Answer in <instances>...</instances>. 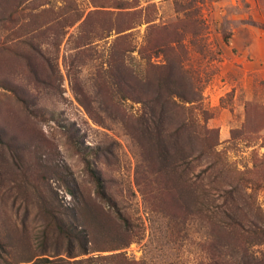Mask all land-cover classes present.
Masks as SVG:
<instances>
[{
  "label": "rangeland",
  "instance_id": "rangeland-1",
  "mask_svg": "<svg viewBox=\"0 0 264 264\" xmlns=\"http://www.w3.org/2000/svg\"><path fill=\"white\" fill-rule=\"evenodd\" d=\"M148 74L177 78L184 113L152 124ZM91 173L133 227L127 247ZM71 178L106 224L43 239V204L84 223ZM182 180L207 213L173 196ZM23 236L36 257L20 264H264V0H0V264Z\"/></svg>",
  "mask_w": 264,
  "mask_h": 264
},
{
  "label": "trees",
  "instance_id": "trees-1",
  "mask_svg": "<svg viewBox=\"0 0 264 264\" xmlns=\"http://www.w3.org/2000/svg\"><path fill=\"white\" fill-rule=\"evenodd\" d=\"M147 76L148 77H146V79H143V80L150 82L152 92L151 91H149V92L151 93V95H153L155 97V100L161 102L158 109L156 108V106L148 105V109L150 110L149 115L151 116V120L153 121L152 124H154L156 117L159 114L167 115V114H170L173 112H181V113L185 112L184 107L177 104L173 100V97L177 96L179 99H181L182 101H185L186 103L192 102V101H188L189 99H186L184 93L179 89L178 86H176L177 78H175V76L169 77L168 75H166L167 78L162 77V80H160V78H157L156 74L155 75L154 74L153 75L148 74ZM121 82L124 84V86H126V78L123 79ZM155 83H156V85H155ZM166 105H170L171 107L168 108ZM156 110H158V111H156ZM147 120L150 122L149 118H147ZM187 125L177 126L176 131H175L176 133H174V135H176L177 133H181V132L183 133L184 129H185L184 127H187ZM155 129H156L155 133L154 134L151 133L150 136L151 137L156 136V139H154V141H155L157 146L159 145L158 150L160 151V156L162 158H167L168 160L174 161L175 159H177V155H174V152L173 151L170 152L169 150L166 152H163L165 150H163L160 147V144L161 145L163 144L164 135H162V130L157 125H155ZM189 129H190V127H189ZM192 133L194 134L193 131H189V134H192ZM178 150H182V149L179 148L177 150H174L175 153L179 154ZM95 154H97V153H95ZM174 169H175V167L172 166L171 170L174 171ZM91 178H92V182L95 186L96 195L99 198V200L102 201V203H106V204L110 205V207H112L115 210L117 217L120 220V226L115 231V238L120 244L118 248L127 247L131 242H133L137 238L136 235L131 234L133 232V227L129 225L128 219L121 214V212L115 206L113 200L106 193L104 186H103V183H102V180H101V177L96 173H91ZM71 179H72L71 182H68L63 187L66 188V191L75 199V203L77 206L76 209L78 210V212L74 215L78 214V215H80V217H77V218L73 217L74 221L78 222V219L82 217V219L84 220V223H81V225H77V226L71 225L70 227H68L70 223L68 225H67V223L69 221H65L66 219L61 218V216L64 217L67 214L66 211H64L62 209V207H60L59 205H57L55 203H52L48 206V208L44 209V204H43L44 213L48 218V223L46 225V228L42 232V238L43 239L47 238V235H53L54 234L58 238L63 237L65 239H67L68 241L76 240V241L80 242L81 239L84 238L82 236V234L85 232V231L84 232L79 231L80 226H82L84 228V230H87V232H89L88 230H93L95 228L93 225L95 218H96L97 222H101L102 225L106 224V217L104 216L103 209L98 208V207H93L90 204V202H88L85 199L83 192H81L79 190V187H77L76 180L74 178H71ZM182 179H185V178L182 176ZM29 182H31V181H29ZM29 182H26L23 186L21 184L20 187L22 189H24ZM71 183H74V185H72ZM175 189L178 192H180V190H181V192L176 194V195H173V196H175L176 198L181 196L180 199H183L185 201H187V198H190L189 203H192L195 206V210L197 212L207 213L206 210L204 209V203L202 202V200H200L201 197L196 194V191L191 184H188L187 182L183 181L182 186L178 185L177 187H175ZM25 193L29 194L30 196L34 197L35 199H37V197L38 198L42 197V192L39 190V187L38 188L33 187L31 191L25 192ZM174 200H176V199H174ZM104 227L105 226L100 227V231H102V228H104ZM52 230H54V231H52ZM28 243H29V239H27L24 236L22 238L18 239L17 248L23 249L22 252L25 251L26 253L23 254L21 257H19L17 259V262L14 264L30 263L36 257V256L30 255ZM81 246H82L81 247L82 248L81 254H87L88 253V247H85L86 245H83V244H81ZM9 255L11 256V254H9ZM68 257L69 258H75V257H77V255L74 253V251H69ZM41 260H43V261H40L39 263H36L34 261L31 264H56L52 260H48V259H41ZM81 261H84V262H81ZM75 262L76 263L79 262V264H82V263L88 264L89 262H91V260L90 259H84V260H79V261H75ZM95 264H97V263H95ZM210 264H216V263H210Z\"/></svg>",
  "mask_w": 264,
  "mask_h": 264
}]
</instances>
